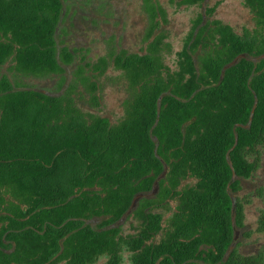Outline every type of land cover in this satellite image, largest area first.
Instances as JSON below:
<instances>
[{"label":"trees","instance_id":"1","mask_svg":"<svg viewBox=\"0 0 264 264\" xmlns=\"http://www.w3.org/2000/svg\"><path fill=\"white\" fill-rule=\"evenodd\" d=\"M145 4L143 52L109 56L129 82L119 123L1 76L0 264H121L126 252L132 264H264V247L226 257L234 226L244 227L242 179L264 153V0H244L257 26L243 33L206 21L214 8L201 13L175 69L165 61L167 12L158 0ZM63 13V0H0V67L12 60L22 74H62L73 61L57 46ZM109 64L104 57L96 69ZM166 167L124 233L118 223L134 197L150 193Z\"/></svg>","mask_w":264,"mask_h":264},{"label":"rangeland","instance_id":"2","mask_svg":"<svg viewBox=\"0 0 264 264\" xmlns=\"http://www.w3.org/2000/svg\"><path fill=\"white\" fill-rule=\"evenodd\" d=\"M167 12V22L163 29L167 34L166 42L171 51L165 52V61L177 67L178 54L186 46L201 13L214 8L206 21L217 19L229 24L238 33L254 29L256 21L244 0H206L204 5L189 6L172 0H158ZM64 13L57 32L59 52L66 47L73 54L70 64H63L62 74L30 75L14 69L9 60L0 67L1 76H7L16 89L32 88L57 95H69L78 108L87 115L106 117L112 124L119 123L126 114L125 102L130 97L129 82L113 65L109 58L111 51L126 50L142 53L148 29V14L145 0H63ZM108 57L109 66L101 73L96 67L100 60ZM256 180L243 182L244 197L253 194L257 187L264 186V153ZM186 182H194L188 180ZM264 199V198H263ZM263 199L256 196L245 205L244 227L241 231L240 251L254 254L264 247V234L255 231L259 209L264 206ZM136 219L130 218L123 223V232H133ZM102 257L96 264H108ZM121 264H132L129 253H124Z\"/></svg>","mask_w":264,"mask_h":264},{"label":"water","instance_id":"3","mask_svg":"<svg viewBox=\"0 0 264 264\" xmlns=\"http://www.w3.org/2000/svg\"><path fill=\"white\" fill-rule=\"evenodd\" d=\"M247 56L245 55V54H242V55H239L236 59H234L231 63H229L226 67H225V69L223 70V74H222V78H223V75H224V72H225V70H227L228 68H230V67H232V66H234L235 64H237L238 63V61L241 59V58H246ZM264 57V56H263ZM257 105V104H256ZM256 105H255V107H256ZM255 107L253 108V110H252V113H251V117H250V121H249V123H248V125L247 126H245V127H250V125H251V123H252V120H253V116H254V113H255ZM238 142V138L236 139V143ZM234 171V170H233ZM166 174H167V167H166V170H165V172L161 175V177H159L158 179H157V181L155 182V184H154V186H153V189H152V191L150 192V193H148V194H145V193H140V194H138V195H136L135 197H134V199H133V201H132V205H131V207H130V209L128 210V212L125 214V216L119 221V225L120 224H123L124 222H125V220H126V218L128 217V215H130L132 212H133V210L137 207V205H138V202L142 199V198H144V197H150V196H153V195H155L157 192H158V190H159V181H160V179H162V178H164L165 176H166ZM236 179V173H235V171L233 172V179H232V181H234ZM232 200H233V213H235V211H236V207H237V201H236V198H232ZM234 221V220H233ZM238 234H239V232L237 231V230H235V240H237V238H238Z\"/></svg>","mask_w":264,"mask_h":264},{"label":"flooded vegetation","instance_id":"4","mask_svg":"<svg viewBox=\"0 0 264 264\" xmlns=\"http://www.w3.org/2000/svg\"><path fill=\"white\" fill-rule=\"evenodd\" d=\"M205 2H206V0H205ZM204 2V3H205ZM256 26H257V24H256ZM256 28V27H255ZM258 171H259V168L257 169V171L255 172V174L253 175V177L252 178H250V179H242V186H243V182L244 181H250V180H256V178H257V176H258ZM243 190H244V187L242 188V190H241V192L239 193V196H242L244 199H245V204H244V210H245V205L246 204H248V203H250V199L251 198H253V196H256V197H258L259 199H263L264 198V186L262 185L261 187H257V188H255L254 190H253V194H249V195H246L245 197H244V195H243ZM153 196H155V195H153ZM153 196H150V197H153ZM234 198H236V197H234ZM248 199V200H247ZM236 201H237V198H236ZM139 203V202H138ZM263 203H264V199H263ZM237 208V207H236ZM264 211V206L263 207H261L260 209H259V213H258V219H257V223L259 222V220H260V217H261V214H262V212ZM236 213V212H235ZM235 213H234V216H233V223H234V225H235ZM245 216V215H244ZM245 218V217H244ZM125 221H128V220H125ZM99 221H97L96 223H98ZM95 222H93V224H94ZM235 227V230H237L238 232H239V234H238V238H237V240H235V238H234V241H233V243H232V245H231V247H230V249H229V251L227 252V255H226V257L235 249V248H238V250H239V252L240 253H242L241 251H240V247H241V241H240V238H241V231H240V229L239 228H237L236 226H234ZM253 232H255L256 233V230L255 231H253ZM252 232V233H253ZM252 235V234H251ZM259 251H257L256 253H258ZM256 253H254V254H256ZM245 254V253H244Z\"/></svg>","mask_w":264,"mask_h":264}]
</instances>
